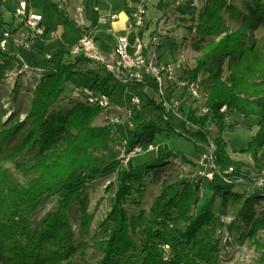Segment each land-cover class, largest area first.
I'll use <instances>...</instances> for the list:
<instances>
[{
    "label": "trees",
    "instance_id": "obj_1",
    "mask_svg": "<svg viewBox=\"0 0 264 264\" xmlns=\"http://www.w3.org/2000/svg\"><path fill=\"white\" fill-rule=\"evenodd\" d=\"M172 1L159 0L157 8L162 10L173 4L178 14L191 17V31L196 30L201 38L195 49L202 54L185 79L177 113L182 114L183 106L192 99L189 86L198 84L204 90L205 101L191 108L187 118L188 125L196 132L185 135L177 131L175 107L164 93L155 106L154 116L135 118L136 127L127 142L129 150L143 146L149 143L145 137L150 132L162 133L160 124L166 123L168 131L192 141L199 154L212 156L213 179L202 183L183 179L163 185L160 196L153 202L158 210L156 219L149 220L144 214L130 215L126 208L128 200L134 195L139 199L144 197L145 180L159 167L171 160L190 161L180 152L168 151L132 170L120 171L112 210L94 244L95 251L101 254L96 264H217V241L208 234L200 238L199 233L207 228L215 229L220 223L215 213L216 199L230 196L237 181L250 175L247 164L233 159L228 152L223 133L236 127L227 123L229 116L258 119L259 130L242 154L249 155L260 169L264 164V37L257 39L254 35L264 24V0H250L248 13L228 0H205L201 9L194 5L195 0ZM52 4L55 11L70 21L66 11ZM227 15L239 20L241 26L231 30L226 25ZM14 64L13 57L0 51V78ZM93 65L97 63L85 56L69 63L51 60L34 87L32 107L25 121L13 120L11 114L0 130V264H87L80 255L89 248L84 239L90 234L94 217L82 193L89 183L110 174L118 164L101 168L96 155L97 151L108 149L114 124L95 125L104 109L73 96L69 105L66 103L69 108L65 113L60 111V106L65 86L73 76L80 75V67ZM105 73L106 77L96 80L94 86L111 94L110 86L116 78L109 70L105 69ZM203 74L207 76L201 79ZM130 85L138 91L147 87L159 93V86L151 77ZM166 102L170 110L164 105ZM57 106L59 112L55 114ZM211 124L218 128L215 137L209 130ZM19 135L21 138L16 141ZM34 149L37 153L32 160L18 163L17 170L35 178L24 185L17 183L7 165ZM229 169L233 172L226 174ZM54 197H58L56 208L41 221L38 229L34 228L33 216L45 201ZM77 202L80 203L76 217L79 242L70 217ZM179 222L189 225L180 233L167 231V223ZM139 232L144 238L140 249L134 239ZM256 232L250 239L259 245ZM167 245L171 248L170 259L164 261L161 247ZM259 247L263 249L264 264V246ZM77 257H81L80 263H75Z\"/></svg>",
    "mask_w": 264,
    "mask_h": 264
},
{
    "label": "rangeland",
    "instance_id": "obj_2",
    "mask_svg": "<svg viewBox=\"0 0 264 264\" xmlns=\"http://www.w3.org/2000/svg\"><path fill=\"white\" fill-rule=\"evenodd\" d=\"M50 1L59 5L60 9L64 11L66 2H69V0ZM175 1L180 2L183 0H174L172 2L176 3ZM204 1L195 0L194 5L201 9L204 6ZM228 2L231 5H235L242 12L248 13L250 0H228ZM158 3L159 0H148L145 5L143 4V22L140 26H135V28L138 27L137 29H140L135 31L136 43L138 41L144 42L145 40L146 48L144 54L149 59L154 58L158 66L165 65L172 68V65L175 66V69L173 68L175 78L171 83L167 82V89L164 93L170 98L171 103L175 107V128L179 133L189 135V133H195L196 130L188 125L187 118L191 108L204 104V90L200 88V100L194 102L191 99L183 106V113H177L178 108L181 106L179 99L184 91L185 79L202 54L195 49V45L201 38L196 30L194 32L191 31L193 27L191 17H183L178 14L173 4L159 10L157 8ZM4 4L0 0V51L13 57L15 64L12 69L7 70L4 76L0 78V130L4 127V123L11 114L14 115L13 120L25 121L32 107L36 69L46 67V64L51 61L36 62L39 61L37 58L27 56L31 49L29 44L35 37L31 36L26 23L16 17L15 13L8 19L4 18ZM83 5V3L80 4L81 7ZM16 18L20 20L18 28L14 25ZM226 25L231 30H236L241 26V22L227 15ZM5 34L9 36L6 37ZM254 35L257 39L264 37V24L254 32ZM3 40H7L5 48H2ZM95 43L96 39H94ZM62 57L65 56L63 55ZM96 59L94 58V60ZM74 60L75 58L71 56L64 58V62L67 63ZM96 61L98 62L96 66H81L80 75L72 78L66 90L71 89L75 84L77 85L73 87V90L77 87L91 86L99 78L106 77L105 69L108 70L106 64L99 60ZM97 71L99 73L96 74ZM206 76V74H203L201 79L206 78ZM115 78L116 82H113L110 86L112 88L111 109H105L101 114L104 119L103 125L106 123L114 124V135L108 149L97 151L96 155L100 158L98 166L101 168H106L114 162L118 164L110 174L89 183L82 193V199L87 202L88 211L94 217L90 234L84 239L89 244V248L83 255H80L83 256L87 264H96L101 258V254L95 251L94 244L100 238L102 225L112 210V200L117 190V177L120 171L132 170L153 161L168 151L180 152L190 161V163H185L180 159L171 160L166 165L159 167L156 172L146 178L144 197L139 199L134 195L128 200L126 208L130 215L144 214L149 220L156 219V211L158 210L153 207V202L155 198L160 196L163 185L172 184L183 179L202 183L206 180V175L212 173L210 160H204V155L197 152L194 143L188 138L182 137L177 132L168 131L166 123L160 124L163 129L162 133L154 134L150 132L145 137L149 143L143 144L142 152L131 155L135 148L129 150L127 141L135 128H129V122L136 127L134 122L136 117L148 118L154 116L156 112L155 106L160 103L161 96L154 90L138 91L128 84L127 89H134V93L130 95L125 90L126 83L124 80L117 76ZM134 95L141 98V104L138 106H132L131 104V99ZM72 96L73 92L71 96L67 97L68 101L60 106V111L62 110L64 113L67 111L69 99ZM166 103L167 105L169 104L168 102ZM166 108L170 110L169 105ZM132 110H134L133 114H129ZM58 112L59 107L57 106L53 113L57 114ZM241 120L242 118L238 115L229 116L227 123L235 124L236 127L224 132L223 137L228 143V152L231 157L246 163L248 166L246 170L250 172V175L237 181L236 188L230 196L216 199L215 213L220 223L215 229L207 228L199 233L200 238H205L208 234L217 241V264H262L263 249L259 245L264 246V164L260 169L255 166L249 155L242 154V151L248 147L257 125L254 120L248 122V125L240 124ZM209 130L212 137L218 134V128L215 124H211ZM19 138H21L20 135L16 141ZM211 148L214 149L213 146ZM36 153L37 150L34 149L7 165V168L13 172L17 183L24 185L35 178L33 175H26L18 171L17 164L30 162ZM128 157L130 158L128 159ZM202 192L198 195L200 203L203 196ZM57 201L58 197H54L42 204L33 216L34 228H39L41 221L56 208ZM79 209L80 203L77 202L70 213L77 242L81 240L76 224ZM194 212L195 209L190 215L192 216ZM161 220L163 219L161 218ZM167 225L169 233H180L188 227L189 223L179 222L174 225L167 223ZM254 231H257L256 240L259 245H256L250 239V235ZM134 239L140 249L144 241L142 233L139 232ZM163 247H161V251L167 250L169 253L171 252L170 247ZM74 261L75 263H80L81 257H77Z\"/></svg>",
    "mask_w": 264,
    "mask_h": 264
},
{
    "label": "crops",
    "instance_id": "obj_3",
    "mask_svg": "<svg viewBox=\"0 0 264 264\" xmlns=\"http://www.w3.org/2000/svg\"><path fill=\"white\" fill-rule=\"evenodd\" d=\"M2 1L5 3L3 6L4 18L8 19L15 13L18 3L23 0ZM25 1L28 2L32 13L42 15L44 24L48 30L46 36L35 37L33 39L29 44L31 49L27 56H30V58H37L39 61L36 62L46 61L49 58L55 62L60 61V59L64 60L67 56L72 57L71 50L73 46L81 41L87 32H92L94 39H96L92 53L95 54L96 60L106 64L107 68L115 62V49L121 37H127L131 46L136 44L135 31L140 29H137L138 27L135 28V26L130 27V25L137 21V15L143 9V4L145 5L148 2V0H69V2H66L65 11L70 21H66L65 18L55 11L50 0ZM81 3L84 4L82 7L80 6ZM109 15H116L117 19L113 21L110 20L108 25L101 24L99 21L100 18ZM19 22L20 20L16 18L14 23L16 28H18ZM63 55L65 57H62ZM27 56L26 58H28ZM96 60L94 61L98 63ZM172 66L175 69V66ZM97 73H99V71H97L96 74ZM74 77L75 76H73V78ZM69 83L65 86L61 104L68 101L67 97L72 95L73 87L77 85L75 84L71 89L66 90ZM125 85V90L132 95L134 89H127L128 84ZM103 120L101 115L96 119L95 124L101 125L102 122L103 125ZM251 120H254L257 125L253 135L255 136L259 130L258 119L242 118L240 124L248 125L247 123Z\"/></svg>",
    "mask_w": 264,
    "mask_h": 264
},
{
    "label": "built area",
    "instance_id": "obj_4",
    "mask_svg": "<svg viewBox=\"0 0 264 264\" xmlns=\"http://www.w3.org/2000/svg\"><path fill=\"white\" fill-rule=\"evenodd\" d=\"M15 15L21 21L26 23L31 35L33 37H44L48 34L46 25L42 15L38 13H32L29 8L27 1H20L18 7L15 10ZM144 11H140L137 15V21L132 23L130 27L140 26L143 22ZM116 15L103 16L100 18V23L103 25H108L109 21L116 20ZM8 37V34H5ZM7 40L2 41V48H5ZM146 45L142 41H138L134 46L130 45L129 39L127 37H121L118 40L115 49V62L113 65L108 66V70L113 73L118 78L124 80L126 84L132 82H143L147 77H151L156 81L159 86V94L162 97L164 91L167 89V82H172L175 78V72L172 67H167L165 65L158 66L154 58L149 59L145 56ZM94 49V35L92 32H87L81 41L76 43L72 50V57L76 58L79 56H85L90 59H96L95 55L92 53ZM48 60H52L49 58ZM37 73L35 75V85L42 78L43 73L46 68L36 69ZM186 87V82L184 83V88ZM149 88H145L144 91H147ZM189 91L192 94V99L194 101L200 100V86L198 84H192L189 86ZM73 97L79 99L90 106H98L100 108L111 109V94L104 93L99 91L94 85L77 87L73 90ZM132 106H138L141 104V98L137 95H134L131 99ZM168 106L167 103L164 104ZM131 110V109H130ZM133 111H130L129 114H133ZM206 112L207 109L205 108ZM129 128H135V126L129 122ZM142 146L135 147V150L131 152V155L142 152ZM130 157H128L129 159ZM203 159H209L212 167V173L206 175V179L211 181L213 179V158L209 155H204ZM233 169L226 171V174L232 173ZM227 182H230L229 180ZM169 246H164L167 248ZM164 261L170 259V253L167 250L162 251Z\"/></svg>",
    "mask_w": 264,
    "mask_h": 264
}]
</instances>
